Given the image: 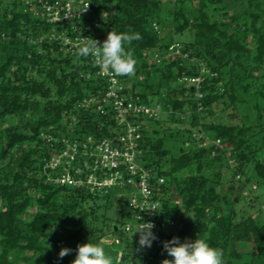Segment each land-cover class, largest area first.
<instances>
[{"label": "trees", "instance_id": "trees-1", "mask_svg": "<svg viewBox=\"0 0 264 264\" xmlns=\"http://www.w3.org/2000/svg\"><path fill=\"white\" fill-rule=\"evenodd\" d=\"M26 5L0 0V264H72L70 253L59 256L62 248L89 240L105 248L104 239L119 242L117 264L172 259L155 240L139 246L135 216L116 189L91 192L49 179L57 173L45 165L63 148L57 140L116 141L123 130L111 110L80 105L104 94L108 83L89 56L71 55L49 38L64 29L71 35V24H49ZM90 5L83 21L96 23L98 43L111 31L139 34L125 45L135 72L119 78L122 95L162 109L141 123L139 148L155 177L159 217L176 222L170 240L201 236L221 251L223 264H247L241 242L252 244L253 258L264 257V221L235 209L256 201L264 186V0ZM176 43L187 58H167ZM200 74L198 98L188 79Z\"/></svg>", "mask_w": 264, "mask_h": 264}, {"label": "built area", "instance_id": "built-area-1", "mask_svg": "<svg viewBox=\"0 0 264 264\" xmlns=\"http://www.w3.org/2000/svg\"><path fill=\"white\" fill-rule=\"evenodd\" d=\"M25 3L34 16L45 19L49 24L59 27L71 24V35L67 29L54 31L49 35L50 39L59 41L65 52L71 55L77 54L82 42L95 40L93 34H95L96 23L83 21V16L92 13L91 0H25ZM98 45L102 46L101 43ZM177 56L187 58V54H182L179 43L175 44L174 50L167 58ZM89 57L98 68V75L106 79L108 86L104 94L86 98L80 105L85 108L93 106L101 114L111 110L123 133L116 141L104 139L98 143L91 138L80 142L67 138L57 140L56 142L60 141L63 144V148L50 157L45 169L57 173L53 179L50 175L48 176L50 180L61 186L86 187L91 192L100 193L116 189L117 199L125 198L128 209L134 214L135 226L143 222L154 225L152 231L157 237L155 248L162 251L163 242L170 240V237L176 233L177 225L174 221H163L159 217L161 205L154 199L151 184L155 177L141 164L142 150L139 148L142 136L141 123L157 119L162 113L161 106L145 104L138 97L122 95L124 85L119 75L101 68L96 57ZM152 61L158 62L156 58ZM205 72V68L202 67L201 74ZM201 74L188 79V83L196 88L198 98L202 97V94L198 92L202 82ZM138 118L144 120L139 122ZM216 144L219 145V141ZM162 183L164 180L158 179V184ZM126 230H129V225Z\"/></svg>", "mask_w": 264, "mask_h": 264}, {"label": "clouds", "instance_id": "clouds-1", "mask_svg": "<svg viewBox=\"0 0 264 264\" xmlns=\"http://www.w3.org/2000/svg\"><path fill=\"white\" fill-rule=\"evenodd\" d=\"M134 39H139V34L111 31L102 46L94 39L86 40L78 48L77 54L96 57L98 65L113 74L132 75L135 72L136 60L131 53L125 51V45ZM153 227V224L147 222L137 226L135 233H139L138 243L141 248H150L157 239L152 231ZM163 247L172 259L165 258L162 264H223L221 251L201 236L195 240L184 241L174 236L171 240L164 241ZM136 250L139 251V248ZM70 251L72 250L69 248H62L59 256L62 258ZM72 264H113V258L106 254L101 244L89 240L78 245L76 258Z\"/></svg>", "mask_w": 264, "mask_h": 264}, {"label": "rangeland", "instance_id": "rangeland-1", "mask_svg": "<svg viewBox=\"0 0 264 264\" xmlns=\"http://www.w3.org/2000/svg\"><path fill=\"white\" fill-rule=\"evenodd\" d=\"M196 2V1H195ZM194 2V3H195ZM183 37H179V39H183ZM219 116V115H218ZM223 178L224 179H229L231 174H226V173H223ZM227 187V185L225 186V188ZM248 187H250V185H248ZM255 195L257 197V200L255 201H250L248 199H245L244 201H241L240 203H238L236 206H235V209L237 211H243L244 213H247L246 215H249V214H256L257 218H259L261 221H264V186H259L258 187V190H256L255 192ZM252 206V208L250 207ZM259 210L262 211V214L259 213ZM113 214L115 213V219H118L120 216H121V209H118V211L114 210L112 211ZM127 221L131 222L132 220L131 219H128ZM114 243H117L119 244L118 241H112V240H108V239H104L103 240V244L106 245L107 247H105V251H106V254L109 255L110 257L113 258V256L116 254H121V250L118 249L117 246H113ZM252 244L250 243H239L237 248L240 252L243 253V262L245 263H251V264H264V257H255L253 258L252 256V248L253 246H251ZM71 249L72 251H70L69 253L73 256L72 257V261H74V259L76 258V254H77V249L78 247H72V248H69ZM116 263V262H113V264ZM117 264V263H116Z\"/></svg>", "mask_w": 264, "mask_h": 264}]
</instances>
